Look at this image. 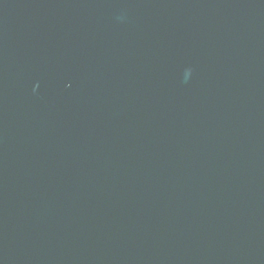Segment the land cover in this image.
<instances>
[{"label":"water","instance_id":"obj_1","mask_svg":"<svg viewBox=\"0 0 264 264\" xmlns=\"http://www.w3.org/2000/svg\"><path fill=\"white\" fill-rule=\"evenodd\" d=\"M0 264H264V0H0Z\"/></svg>","mask_w":264,"mask_h":264}]
</instances>
